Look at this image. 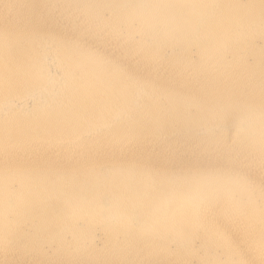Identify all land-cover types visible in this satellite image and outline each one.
<instances>
[{"label":"bare ground","instance_id":"1","mask_svg":"<svg viewBox=\"0 0 264 264\" xmlns=\"http://www.w3.org/2000/svg\"><path fill=\"white\" fill-rule=\"evenodd\" d=\"M0 264H264V0H0Z\"/></svg>","mask_w":264,"mask_h":264}]
</instances>
